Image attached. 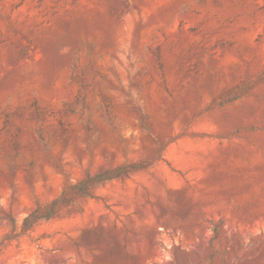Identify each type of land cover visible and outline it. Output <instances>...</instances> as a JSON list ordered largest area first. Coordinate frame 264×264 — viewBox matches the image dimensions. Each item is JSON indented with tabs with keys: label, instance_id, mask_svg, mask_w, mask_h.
I'll use <instances>...</instances> for the list:
<instances>
[{
	"label": "rangeland",
	"instance_id": "obj_1",
	"mask_svg": "<svg viewBox=\"0 0 264 264\" xmlns=\"http://www.w3.org/2000/svg\"><path fill=\"white\" fill-rule=\"evenodd\" d=\"M0 264H264V0H0Z\"/></svg>",
	"mask_w": 264,
	"mask_h": 264
},
{
	"label": "trees",
	"instance_id": "obj_2",
	"mask_svg": "<svg viewBox=\"0 0 264 264\" xmlns=\"http://www.w3.org/2000/svg\"><path fill=\"white\" fill-rule=\"evenodd\" d=\"M152 163L150 160H141L137 162H125L116 167L101 169L93 174L87 173L85 177L64 188L60 195L46 204H38L27 216L24 217L21 229L29 230L42 219H50L60 215L62 212L74 207L76 200L80 197H91V189L97 185H102L112 179L129 177L132 173L146 169ZM13 228L16 229L15 220L12 219ZM16 235H10L15 237Z\"/></svg>",
	"mask_w": 264,
	"mask_h": 264
}]
</instances>
